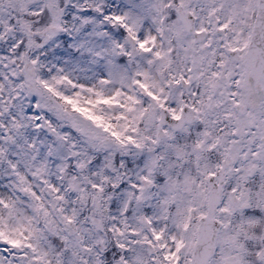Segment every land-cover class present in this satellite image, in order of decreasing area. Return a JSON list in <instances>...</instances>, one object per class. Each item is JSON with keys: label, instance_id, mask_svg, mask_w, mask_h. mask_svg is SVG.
<instances>
[{"label": "snow or ice", "instance_id": "1", "mask_svg": "<svg viewBox=\"0 0 264 264\" xmlns=\"http://www.w3.org/2000/svg\"><path fill=\"white\" fill-rule=\"evenodd\" d=\"M0 264H264V0H0Z\"/></svg>", "mask_w": 264, "mask_h": 264}]
</instances>
